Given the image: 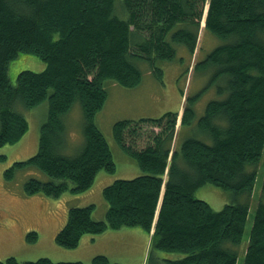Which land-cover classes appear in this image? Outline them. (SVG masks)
<instances>
[{
    "label": "trees",
    "instance_id": "obj_1",
    "mask_svg": "<svg viewBox=\"0 0 264 264\" xmlns=\"http://www.w3.org/2000/svg\"><path fill=\"white\" fill-rule=\"evenodd\" d=\"M201 29L226 41L194 66V71L214 69L206 90L217 85L218 98L208 102L197 124L200 93L186 97L180 124V112L115 121L118 145L143 175L103 189L109 204L104 220L94 218L95 204L71 207L55 236L59 246L72 249L84 234L139 227L151 236L149 264L238 263L237 246L246 233L264 155V0H0V147L18 142L29 130L19 104L29 110L48 101L38 152L14 162L5 174L12 179L16 167L37 166L51 180L30 179L27 193L56 198L67 190H88L102 170L116 171L97 124L111 87H138L142 60L161 79L164 70L157 64L176 58L174 43L184 44L193 57ZM21 54L38 57L46 68L23 70L12 84L9 64ZM77 101L84 144L79 154L65 156L64 116ZM193 124L207 139L190 136L178 147L180 130ZM212 184L241 201L212 208L195 195ZM262 185L244 264H264V179ZM27 239L34 242L37 234ZM157 252L185 256L166 259ZM0 264L85 262L8 257ZM92 264L123 263L96 255Z\"/></svg>",
    "mask_w": 264,
    "mask_h": 264
},
{
    "label": "rangeland",
    "instance_id": "obj_2",
    "mask_svg": "<svg viewBox=\"0 0 264 264\" xmlns=\"http://www.w3.org/2000/svg\"><path fill=\"white\" fill-rule=\"evenodd\" d=\"M199 34H201L198 42L199 46L193 57L190 56L184 44L174 43L177 48L176 58L172 61H162V63L157 64L159 69L164 70L161 79L156 76L149 63L142 60L139 64L141 70H143V78L138 87L128 89L120 86L110 89L113 92H111L112 100L108 105L109 107H107V111H105L107 116L104 117L101 126L112 149L116 171L109 173L102 170L96 176L91 188L81 193L67 190L59 198L42 192L27 193L26 182L30 179H38L42 182L51 180V177L37 166L16 167L13 173L14 177L12 179L7 178L5 173L14 165V162H25L38 152L40 128L47 120L48 115L47 100L29 110L24 108L23 105L19 104L17 106L18 111L24 114L29 122V130L18 142L0 147V261H5L8 257H14L19 261H36L43 257L55 262L81 261L85 264H92L96 255H106L112 263L149 264L152 261L151 236L139 227L127 228L140 231V234L144 237L139 238L140 236L129 233H126L123 238L115 235L114 238L103 240V245L99 239L104 237L105 233L95 234L94 236L84 234L80 244L72 249L59 246L56 243L55 236L66 224L71 207H84L95 204L94 218L104 220L109 204L104 198L103 189L112 185L118 179H132L143 175V171L139 168L135 158H132L118 145L113 135L114 118L117 120L154 119L160 118L168 112H181L179 123L186 97H193L200 93L196 104L197 118L195 124H197L198 119L204 115L208 102L218 98L217 85H213V90H206L209 81L212 79L214 69L203 71L202 68H198L194 71V66L196 62L206 59L207 55L216 47L226 44V41L206 29H201ZM9 65L8 76H10L12 84L16 83L18 74L23 70L41 72L46 68V63L43 60L41 61L38 57L28 54H21L18 59L12 61ZM189 67L191 69L188 72ZM83 120L82 107L77 101L70 112L64 116L67 131L64 135L65 144L62 152L65 156H75L81 151L84 144ZM197 132L198 128H194V124L183 127L177 139L178 147H181V144L190 136L207 139L205 135L201 136V133ZM261 163L262 167L258 171L255 190L252 195L253 199L250 204L251 211L246 225V233L242 239L243 242L237 246L239 252L237 264H244L243 260L249 242L253 216L261 197L264 179V155ZM195 195L197 198L206 200L212 208L217 210L223 209L225 204L241 201L240 197H236L230 191L213 184L202 186L196 191ZM31 232L37 234L38 239L34 242L27 239L28 234ZM144 239L148 240V247L143 261L141 255L144 249L141 247L136 256L133 247L138 248V244H133V247L129 244L135 241L142 242ZM157 253L159 254V252ZM159 255H163V258L166 259H182L185 256L183 253L176 252H161Z\"/></svg>",
    "mask_w": 264,
    "mask_h": 264
},
{
    "label": "crops",
    "instance_id": "obj_3",
    "mask_svg": "<svg viewBox=\"0 0 264 264\" xmlns=\"http://www.w3.org/2000/svg\"><path fill=\"white\" fill-rule=\"evenodd\" d=\"M112 88H118L117 86H112L111 87V89ZM112 90L110 91L109 90V98H108V101H107V105H106V107L99 113V116H98V118H97V124H98V126H100L101 127V129H102V126H101V123L103 122V119H104V117H106L107 115V113H105V111H107V107H109L108 105H110V102H111V100H112ZM102 113H104L103 114V116H102ZM127 118H131V117H127ZM114 120L115 121H117V119H115L114 118ZM114 123V122H113ZM103 130V129H102ZM127 228V227H126ZM123 228V229H119V230H117V229H115V230H107V231H104V233H105V236L104 237H102V238H100L99 240H100V242H102L103 240H105L106 238H114V236L115 235H118L119 237H121V238H123V237H125V235H126V233H129V234H132V235H138V236H140L139 238H141V237H144V236H142L141 234H140V231H138V230H132L131 228ZM117 230V231H116ZM103 233V234H104ZM103 243V242H102ZM133 244H138V248L137 247H133L134 245ZM103 245H104V243H103ZM129 245H131L133 248H134V252H135V254H136V256H137V253H138V251L141 249V247H142V249H144L143 251V254L141 255L142 257H141V259H143V261H144V259H145V252H146V249H147V247H148V240H143L142 242H137V241H135V242H131ZM139 256V255H138ZM140 257V256H139ZM143 261H142V263H143Z\"/></svg>",
    "mask_w": 264,
    "mask_h": 264
},
{
    "label": "water",
    "instance_id": "obj_4",
    "mask_svg": "<svg viewBox=\"0 0 264 264\" xmlns=\"http://www.w3.org/2000/svg\"><path fill=\"white\" fill-rule=\"evenodd\" d=\"M180 115H181V113H180Z\"/></svg>",
    "mask_w": 264,
    "mask_h": 264
}]
</instances>
